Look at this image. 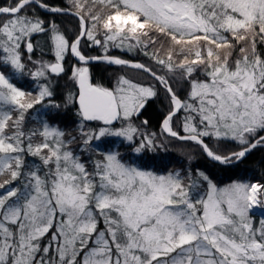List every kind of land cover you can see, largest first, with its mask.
<instances>
[{
	"label": "snow or ice",
	"instance_id": "obj_1",
	"mask_svg": "<svg viewBox=\"0 0 264 264\" xmlns=\"http://www.w3.org/2000/svg\"><path fill=\"white\" fill-rule=\"evenodd\" d=\"M67 4H0V264H264V217L256 226L250 215L264 207V183L234 181L220 188L204 172H157L146 163L124 162L118 148L92 144L117 138L138 159L154 152L155 134L141 132L149 121H135L162 88L169 102L162 133L193 142L221 165L264 147V52L258 50L264 0ZM69 12L79 18L72 41L54 18ZM152 33L167 38L166 49L162 44L149 52L159 42ZM37 36L45 38L54 60L43 59L44 48L40 59L33 58ZM84 39L103 55L86 56ZM110 47L139 49L185 82L186 96L167 74L109 55ZM68 53L83 65L73 66L70 76L78 100L71 93L66 98L79 105L78 135L55 121L61 105L51 81L65 73ZM92 61L140 69L157 83L120 76L111 89L93 85ZM24 77L34 82L35 94L14 82ZM36 105L57 112L29 128L26 116ZM181 112L177 127L184 135L173 126ZM205 138L234 143L236 150L217 151Z\"/></svg>",
	"mask_w": 264,
	"mask_h": 264
},
{
	"label": "trees",
	"instance_id": "obj_2",
	"mask_svg": "<svg viewBox=\"0 0 264 264\" xmlns=\"http://www.w3.org/2000/svg\"><path fill=\"white\" fill-rule=\"evenodd\" d=\"M11 0H0V4L10 3ZM50 4L60 5L68 7L67 0H48ZM45 13L41 12V15ZM53 18V15L50 14ZM55 21L58 24L61 32L66 36L69 41L75 39L78 34L79 20L76 16L72 14H55ZM152 36L158 39V43L150 47L149 52L153 49L161 48L163 44L166 49L168 46L167 38L160 36L158 33H152ZM44 37L37 36L33 38V43L38 44ZM103 40V36L99 37ZM41 39V40H40ZM45 39V38H44ZM43 43V42H42ZM132 43H135L132 41ZM90 42L84 39L81 43V49L86 56H97L103 55V51L99 46L89 47ZM45 45V44H44ZM40 45L37 47L36 53H41ZM46 48V46H45ZM44 48V54L48 55L49 50ZM48 48V47H47ZM258 50L264 52V44L258 43ZM109 55L117 56L131 62L143 63L149 67L154 68L161 75L167 74L173 88L177 91L181 98L186 96L187 84L180 81L177 77L166 73V70L161 69L159 65H156L153 60L148 56H145L139 49L134 51H128L127 47L109 48ZM74 61L70 56L65 57L64 63L68 68V64ZM89 77L90 81L108 88H113L116 84L117 79L120 76H124L134 82H139L142 84H155L157 82L153 81L152 78L144 73L140 69H135L128 66L119 65H109L105 62L94 61L89 65ZM65 69V73L61 74L59 77H53V83L51 87L54 90L55 102L60 104L61 107L58 110V115H55V121L59 124L60 128L66 133L71 135H78L76 130V125L79 123V117L76 115L77 108L75 104L66 103V98L69 93L72 94L73 98L76 93L75 82L68 76V70ZM198 78H203L199 73L196 74ZM19 87L24 91H31L35 93L37 91L35 84L29 77L18 78L14 81ZM169 108V102L165 98V92L162 88L159 89V95L156 98L150 99L146 108L142 110L141 115L135 121L139 124L144 119L149 121L145 128H141V132L154 133V142L156 144V150L154 152H144L140 154V159L136 157V154L132 152V149L127 146V144L121 146L120 141L117 138H108L112 141L111 144L108 140H102L100 143L95 141L92 142L93 146L100 144L101 148L108 149L113 148L114 150L118 148L121 153V158L124 162H135L136 164L146 163L151 168L155 169L157 172H168V171H179L182 176H187L188 174L193 175L197 172H204L209 175L213 182L220 188H223L234 181H244V182H262L264 183V147H257L248 153L243 159L238 162H233L231 165H221L218 162L212 161L209 157L202 152L199 146L195 145L191 141H183L177 138L169 137L166 133H162L160 130V122L162 121L164 115L167 114ZM57 110L49 109L45 113V109L42 105H36L34 109L29 110L26 116V124L29 128L39 127V122L44 119H49ZM184 113L178 114L174 120V128L184 135L182 129L177 127L179 120L183 117ZM264 134V133H262ZM205 142L209 143L217 151L228 153L230 151L236 150V145L231 142L211 140L205 138ZM76 147V145H73ZM79 152V148H76ZM92 155L95 157L96 153L93 149ZM85 160L88 158V153L84 155ZM34 158L29 157V160ZM199 183V182H197ZM201 191L206 188V184L200 186ZM252 219L255 221L256 226L259 225V221L264 217V213H258L256 211H251L250 213ZM103 225L101 224V227ZM47 241H45L46 243Z\"/></svg>",
	"mask_w": 264,
	"mask_h": 264
},
{
	"label": "rangeland",
	"instance_id": "obj_3",
	"mask_svg": "<svg viewBox=\"0 0 264 264\" xmlns=\"http://www.w3.org/2000/svg\"><path fill=\"white\" fill-rule=\"evenodd\" d=\"M78 18V17H77ZM78 20H79V18H78ZM78 30H79V26H78ZM44 42H45V39H44ZM47 50H49V48H47ZM67 55L68 56H70L74 61H72V62H70V64H71V66H72V70H73V66H83V65H81L80 64V62L79 61H76L75 60V58H73V56L70 54V53H68V54H66V57H67ZM113 56V55H112ZM117 57V56H116ZM34 59H40L41 58V53H36V55H34V57H33ZM43 59L44 60H54V56H53V54H52V52L49 50V54L48 55H46V54H43ZM76 61V62H75ZM131 62V61H130ZM69 64V65H70ZM69 67V66H68ZM67 67H65V69H66ZM71 73H72V71H71ZM71 73L70 72H68V76L70 77L71 76ZM171 75V74H170ZM53 79V78H52ZM53 83V80L51 81V84ZM96 85V84H95ZM105 87V86H104ZM111 89V88H110ZM35 94V93H34ZM117 127H119L120 125H119V123H117V125H116ZM76 127V130L78 131V125H76L75 126ZM95 142H97V143H100V141H95ZM112 150H114L113 148H111ZM251 211H256V212H258V213H264V207H254ZM259 226V225H258Z\"/></svg>",
	"mask_w": 264,
	"mask_h": 264
},
{
	"label": "flooded vegetation",
	"instance_id": "obj_4",
	"mask_svg": "<svg viewBox=\"0 0 264 264\" xmlns=\"http://www.w3.org/2000/svg\"><path fill=\"white\" fill-rule=\"evenodd\" d=\"M44 15H45V14H44ZM47 18H48V19H52V17H50V14H47ZM40 40H41V39H40ZM42 42H43V43H42ZM44 44H45V42H44V38H43V39L40 41L39 45H40L41 47H44V48H45L46 45H44ZM45 49L47 50V46H46ZM75 60H76V59H75ZM76 61H77V60H76ZM76 61H75V62H76ZM63 63H64V62H63ZM66 65H67V64H66ZM66 65H65V63H64V67H67ZM68 66H69V67L67 68V70H68V72L71 73V71H72V66H71V64H70V65L68 64ZM113 66H114V65H113ZM90 82H91V81H90ZM91 83H92L93 85H95V83H93V82H91ZM75 86H76V84H75ZM76 93H77V87H76ZM76 93H75V96H76ZM75 96H74V98H75ZM75 106H76V105H75ZM76 108H77V107H76Z\"/></svg>",
	"mask_w": 264,
	"mask_h": 264
},
{
	"label": "water",
	"instance_id": "obj_5",
	"mask_svg": "<svg viewBox=\"0 0 264 264\" xmlns=\"http://www.w3.org/2000/svg\"><path fill=\"white\" fill-rule=\"evenodd\" d=\"M68 14H72L71 12H69ZM73 15V14H72ZM116 57V56H115ZM73 58H75V57H73ZM76 59V58H75ZM77 60V59H76ZM78 61V60H77ZM92 62H94V61H92ZM134 63V62H133ZM128 67H131V66H128ZM76 87H77V93H76V96H75V99H77L78 100V92H79V89H78V86L76 85ZM76 105V107H77V109H78V107H79V105H78V102L75 104Z\"/></svg>",
	"mask_w": 264,
	"mask_h": 264
}]
</instances>
